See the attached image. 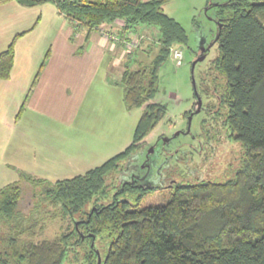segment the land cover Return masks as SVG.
I'll use <instances>...</instances> for the list:
<instances>
[{"label": "trees", "instance_id": "obj_1", "mask_svg": "<svg viewBox=\"0 0 264 264\" xmlns=\"http://www.w3.org/2000/svg\"><path fill=\"white\" fill-rule=\"evenodd\" d=\"M10 1L27 8L54 4L90 32L124 22L120 33L125 36L141 25H155L160 48L150 65L127 67L122 74L127 108H144L124 152L71 179L52 182L20 174L32 185L33 204L27 211L20 208L25 197L21 179L0 189V264H63L73 248L78 264H264V2L206 1L207 8H218L219 25V54L210 79L221 88L218 100L227 109L225 124L241 141L238 163L224 181L179 185L167 204L139 208L157 188L125 183L105 202L110 193L106 177L141 147L166 115V108L154 102L160 72L172 48L189 44L185 28L165 12L172 0H0V5ZM24 34L0 52V82L11 78L16 42ZM127 192L136 194L135 199L119 201ZM55 219L73 221L74 229L35 242Z\"/></svg>", "mask_w": 264, "mask_h": 264}, {"label": "rangeland", "instance_id": "obj_2", "mask_svg": "<svg viewBox=\"0 0 264 264\" xmlns=\"http://www.w3.org/2000/svg\"><path fill=\"white\" fill-rule=\"evenodd\" d=\"M203 1L195 0V3ZM227 1L212 0L214 5ZM175 8L180 6L176 5ZM181 9L184 7L181 6ZM199 9L186 19L179 17L178 22L189 37V44L181 48L184 52L182 64L177 65L170 56L160 72L159 90L154 102L166 108V115L145 138L141 147L123 161L119 169L107 175L106 184L110 193L105 202L111 201L123 184L136 181L141 187L158 189L145 196L139 208L162 206L168 203L177 186L201 181H224L227 172L238 163L242 144L235 137L237 134L225 124L227 109L222 108L218 100L221 88L218 89L210 79L213 75L212 62L219 54L218 8L205 6ZM139 30L147 32H133L141 41L134 53L146 46L147 51L137 54L135 59L140 64L134 62L130 65L133 70L150 65L160 48L158 26L141 25ZM110 78L117 80L119 77ZM219 82L224 83L222 79ZM118 84H121L120 78ZM120 92L123 97L121 105L116 101V94L110 96L111 100L101 101L99 108L83 104L80 118L73 127L39 125L38 136L35 133L30 136V145L36 151L26 162L21 160V168H0V189L21 179L25 197L20 208L27 211L33 204L32 185L22 179L23 173L52 182L71 179L124 152L133 142L144 108L129 110L124 102L122 85ZM190 112L191 115L186 117L185 114ZM19 113L20 108L16 114ZM18 128H21V124ZM48 154L64 164L59 163L56 167L43 164L41 161L44 162ZM135 197L136 194L127 192L119 201H132ZM73 229L74 223L69 219L49 220L46 229L34 241L54 239ZM78 250L82 252L81 248ZM76 251V248L70 249L63 264H78L75 261Z\"/></svg>", "mask_w": 264, "mask_h": 264}, {"label": "crops", "instance_id": "obj_3", "mask_svg": "<svg viewBox=\"0 0 264 264\" xmlns=\"http://www.w3.org/2000/svg\"><path fill=\"white\" fill-rule=\"evenodd\" d=\"M176 5L180 8H175ZM205 6V0L199 3L172 0L164 9L167 15L179 21V17L186 19ZM123 26L124 22L104 24L102 28L108 33L107 37L100 29L90 32L51 3L31 8L16 1L0 5V52L17 35L26 32L16 42L11 78L0 82V168H21V160L26 162L32 156L36 150L30 145V136L34 133L38 136L39 125L73 127L80 118L83 104L99 108L101 101L111 100L110 96L115 94L121 105L123 97L118 80L127 67L134 62L139 65L135 59L137 54L147 51V46L136 53L125 51L126 42L136 36L134 33L122 36ZM145 32L147 30L135 31ZM48 54L45 67L30 92ZM113 76L119 78L112 80ZM25 101V113L21 120L17 119L16 113ZM51 156L45 155V161L41 162L58 166L61 162Z\"/></svg>", "mask_w": 264, "mask_h": 264}, {"label": "built area", "instance_id": "obj_4", "mask_svg": "<svg viewBox=\"0 0 264 264\" xmlns=\"http://www.w3.org/2000/svg\"><path fill=\"white\" fill-rule=\"evenodd\" d=\"M99 29L101 30V32L105 36H107V37L109 36L108 33H106L105 29L102 28V26ZM140 43H141V41L138 38L127 41L125 44V51L127 53H133L134 50H136L138 48ZM171 56L177 65L180 66L182 64V61L184 59V52L181 48H176V47L172 48L171 49Z\"/></svg>", "mask_w": 264, "mask_h": 264}, {"label": "flooded vegetation", "instance_id": "obj_5", "mask_svg": "<svg viewBox=\"0 0 264 264\" xmlns=\"http://www.w3.org/2000/svg\"><path fill=\"white\" fill-rule=\"evenodd\" d=\"M129 184H132V185H136V184H137V186H139L138 183H137L136 181H134V182H132V183H129Z\"/></svg>", "mask_w": 264, "mask_h": 264}, {"label": "water", "instance_id": "obj_6", "mask_svg": "<svg viewBox=\"0 0 264 264\" xmlns=\"http://www.w3.org/2000/svg\"><path fill=\"white\" fill-rule=\"evenodd\" d=\"M95 209V208H94ZM99 264H100V261H99Z\"/></svg>", "mask_w": 264, "mask_h": 264}]
</instances>
